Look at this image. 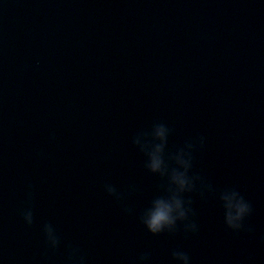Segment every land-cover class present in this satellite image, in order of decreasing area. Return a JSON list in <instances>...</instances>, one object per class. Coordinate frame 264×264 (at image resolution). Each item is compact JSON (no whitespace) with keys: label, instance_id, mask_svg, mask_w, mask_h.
I'll use <instances>...</instances> for the list:
<instances>
[{"label":"water","instance_id":"95a60500","mask_svg":"<svg viewBox=\"0 0 264 264\" xmlns=\"http://www.w3.org/2000/svg\"><path fill=\"white\" fill-rule=\"evenodd\" d=\"M156 121L168 150L205 137L194 171L251 202L253 233L227 230L212 194H191L196 234L139 223L160 181L131 140ZM45 223L61 237L47 260ZM68 244L87 264H173L177 248L264 264V0H0V264H65Z\"/></svg>","mask_w":264,"mask_h":264},{"label":"clouds","instance_id":"9594fccd","mask_svg":"<svg viewBox=\"0 0 264 264\" xmlns=\"http://www.w3.org/2000/svg\"><path fill=\"white\" fill-rule=\"evenodd\" d=\"M173 129L165 122L156 121L147 129H141L132 137V145L143 155L145 170L159 178L155 195L149 204L140 210L138 221L152 236L162 234L176 235L183 232L185 236L196 234L199 225L196 222V213L193 208L191 194H198L201 199L206 194L218 196L223 210L224 227L233 234L242 232L253 233L254 228L246 224L253 214V206L235 187H226L218 192L213 185L199 172L194 171L195 154L205 145L204 136L191 138L182 146L168 150L169 137ZM54 139V137H53ZM31 185L29 189H31ZM130 187V192H135ZM104 191L121 204L124 213L131 215L133 209L125 203V193L106 183ZM32 192L27 193V207L20 215L28 227L34 223V213L31 206ZM45 242L43 258L48 259L49 253L55 254L61 245V237L51 223H45L42 228ZM65 264H87V257L79 247L67 245ZM173 264H191V257L186 251L179 248L171 251ZM151 254L144 252L131 261V264H147Z\"/></svg>","mask_w":264,"mask_h":264}]
</instances>
